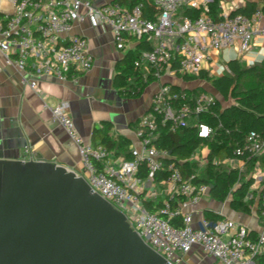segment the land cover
<instances>
[{
  "label": "built area",
  "instance_id": "1",
  "mask_svg": "<svg viewBox=\"0 0 264 264\" xmlns=\"http://www.w3.org/2000/svg\"><path fill=\"white\" fill-rule=\"evenodd\" d=\"M149 1L156 9L153 17L144 15L141 1L128 6L119 1L97 4L92 0H0V53L18 71L29 68L35 75L76 80L92 67L93 54L87 40L74 33L75 22L87 19L94 25L105 23L120 50L125 48L128 37L144 40L148 48L138 52L134 68L144 80L153 77L158 85L136 122L134 142L130 141L127 149L129 156L84 139L66 102L50 107L52 119L77 147L82 167L79 174L120 210L140 237L169 263L182 264L183 254L198 245L222 264H255V258L264 255V171L258 161L251 174V185L261 187V230L256 235L230 218L212 222L203 217L200 226H195L192 206L209 189L206 182H195L209 162L224 166L234 159L242 160L244 155L258 154L264 149V140L250 130L231 156L210 157L209 148L200 142L184 158L156 147L154 140L163 128L176 132L188 125H194L201 138L213 133L212 126L195 123L192 118L206 112L215 96L205 89L198 93L184 91L193 86L183 85L181 76H196L188 81L191 83L201 79L198 76L203 70L213 75L204 67L211 50L236 42L241 51L247 50L255 34H264V27H260L262 13H232L220 7L215 19L209 13V4L214 0ZM185 7L199 9L200 13L193 18L179 15ZM29 85L36 88V81L30 80ZM183 162L194 164L186 176L180 167ZM142 165L145 174L140 176ZM146 202L152 203V210ZM177 218L179 225L174 223Z\"/></svg>",
  "mask_w": 264,
  "mask_h": 264
},
{
  "label": "crops",
  "instance_id": "2",
  "mask_svg": "<svg viewBox=\"0 0 264 264\" xmlns=\"http://www.w3.org/2000/svg\"><path fill=\"white\" fill-rule=\"evenodd\" d=\"M92 1L94 3L119 1L124 5L132 3V0ZM214 1L217 2L219 9L220 7L230 10L241 9L245 10L247 15L259 10L262 13L260 27H264V0ZM2 5H5V2ZM73 31L87 40L93 54L92 67L80 73L76 80L70 78L57 80L50 76L35 75L29 68L18 71L7 63L0 53V157L44 160L81 173L82 167L76 145L51 117L50 107L60 101L67 103L68 112L84 139H90L97 144L100 138L95 135L93 140V134H102L104 122H108V134L111 138L122 136L134 142L133 131L136 122L147 109L150 95L158 81L152 80L140 95L129 97L116 87L114 76L118 71L116 64L122 62L129 49L137 47L139 52L145 47L138 45V40L134 37H128L125 48L117 49L111 29L103 22L94 25L87 19L77 21L73 25ZM209 53L210 59L204 67L209 68L208 73L214 76H220L230 70L229 63L232 61L242 68L260 63L264 61V34H255L245 51H241L239 43L236 42L218 51L211 50ZM32 79L36 81V88L29 85ZM161 81L165 80H159ZM190 84L199 85L210 91L222 104L229 102L222 100L203 78L191 83L185 82L183 85ZM223 167L243 171L248 165L243 159H234ZM261 170L264 171V168ZM252 171L253 168L247 171L248 177L252 179L251 184ZM251 184L247 192L249 197L244 198L248 202L245 209L233 208L230 195L222 201L211 198L208 189L192 206L193 224L200 226L204 213L212 211L222 218L235 220L244 225L251 235H256L261 230L258 215V192L261 187L256 189ZM182 264L222 263L207 255L200 246L193 245L183 254Z\"/></svg>",
  "mask_w": 264,
  "mask_h": 264
},
{
  "label": "water",
  "instance_id": "3",
  "mask_svg": "<svg viewBox=\"0 0 264 264\" xmlns=\"http://www.w3.org/2000/svg\"><path fill=\"white\" fill-rule=\"evenodd\" d=\"M0 264L171 263L76 171L0 157Z\"/></svg>",
  "mask_w": 264,
  "mask_h": 264
},
{
  "label": "trees",
  "instance_id": "4",
  "mask_svg": "<svg viewBox=\"0 0 264 264\" xmlns=\"http://www.w3.org/2000/svg\"><path fill=\"white\" fill-rule=\"evenodd\" d=\"M143 2V12L146 16H152L156 12L149 0H132V4ZM128 5V6H130ZM219 6L216 1L209 4V13L213 18H217ZM232 13L248 14L245 10L236 9ZM200 13L199 9L185 7L180 11V15L196 17ZM138 45L148 48L144 40H138ZM138 56V49H129L122 62H118L116 67L118 71L114 76V83L122 93L129 97H135L141 94L144 87L151 82L153 77L144 80L141 72L134 68V60ZM122 63V64H121ZM231 73H224L220 76H213L200 72L199 78L213 87L221 96L222 100L228 101L227 104L215 97V102L206 112L200 113L192 121L195 123H206L213 127V133L207 138L198 137L194 125H188L178 129L176 132L168 131L163 128L159 130L154 143L158 148H165L177 158L187 157L192 149L200 142L209 148L208 155L211 156H231L234 148L241 145L248 131L253 130L264 140V61L248 67H239L235 61L229 63ZM246 79L240 84V78ZM182 80L188 82L196 76L182 75ZM253 85L245 87L248 83ZM245 84V85H244ZM179 89V86L174 85ZM184 91L198 93L204 88L196 85L191 89L184 88ZM105 127L102 134H93V140L96 136L100 138L97 144H103L108 149L114 150L116 154L124 153L129 156L127 149L130 140L125 137L111 138L108 134L109 123L104 122ZM96 135V136H95ZM96 144V143H95ZM248 165L247 169L239 171L237 169H226L223 166H216L209 162L201 174L195 179V182H206L209 187V195L215 200H224L228 195L231 196V206L235 209H245L244 200L249 186L252 182L248 177V172L252 170L253 164L258 161L261 168H264V149L258 154L242 156ZM181 170L184 176L188 175L194 168L193 163L183 162ZM140 176L145 174V167L142 165L138 173ZM147 208L152 210V203H145ZM204 217L214 222L222 218L219 214L212 211H206ZM174 223L179 225V219H174ZM255 264H264V255L255 258Z\"/></svg>",
  "mask_w": 264,
  "mask_h": 264
},
{
  "label": "rangeland",
  "instance_id": "5",
  "mask_svg": "<svg viewBox=\"0 0 264 264\" xmlns=\"http://www.w3.org/2000/svg\"><path fill=\"white\" fill-rule=\"evenodd\" d=\"M96 3H98V2H96ZM246 79V77H241L240 78V84L244 81ZM245 85V84H244ZM251 85H253V82H250V83H248L245 87H247V86H251ZM207 153V150L206 149H203V154H206Z\"/></svg>",
  "mask_w": 264,
  "mask_h": 264
}]
</instances>
